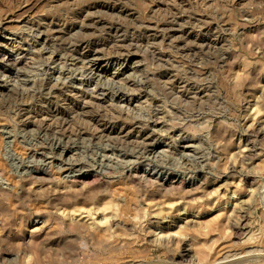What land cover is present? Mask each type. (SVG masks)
Segmentation results:
<instances>
[{
    "label": "rangeland",
    "instance_id": "rangeland-1",
    "mask_svg": "<svg viewBox=\"0 0 264 264\" xmlns=\"http://www.w3.org/2000/svg\"><path fill=\"white\" fill-rule=\"evenodd\" d=\"M83 1L0 0V33L12 38L18 63L11 72L0 66V77L26 83L20 98L0 81V264H264V0H211L210 6L122 0L133 17L96 16L124 30L125 43L137 46L125 57L141 66L114 75L107 61L116 41L99 26L89 31V42L112 46L94 53L107 66L98 78L65 52L80 34L59 41L43 28L69 22L71 10L98 0ZM169 14L181 16L178 29L188 25L186 37L143 36L144 27L153 29ZM207 23L212 36L208 47L200 46L197 34ZM63 75L86 84L89 78L107 97L122 90L130 114L161 136L158 150L150 154L123 139L93 135L96 113L103 114L97 124L136 119L95 106L77 117L68 85L52 89L46 82ZM37 115L40 124H31ZM83 171L90 175L77 179ZM164 175L178 180L164 181Z\"/></svg>",
    "mask_w": 264,
    "mask_h": 264
},
{
    "label": "bare ground",
    "instance_id": "bare-ground-1",
    "mask_svg": "<svg viewBox=\"0 0 264 264\" xmlns=\"http://www.w3.org/2000/svg\"><path fill=\"white\" fill-rule=\"evenodd\" d=\"M62 1V0H61ZM74 2H75V0H73ZM82 1V0H81ZM85 1V0H84ZM83 1V2H84ZM142 1H144V0H142ZM154 1V0H153ZM175 1V0H174ZM177 1V0H176ZM180 1V0H179ZM178 1V2H179ZM182 1V0H181ZM192 1H195V2H197V3H200V4H204L205 3V5H206V3H210V4H208L209 6L210 5H212V3H211V0H192ZM214 1H217V0H214ZM226 1V0H225ZM245 2V0H232V2L230 3V4H235V5H238L239 3H242V2ZM251 1V0H250ZM64 2V1H63ZM66 2V1H65ZM65 2H64V5H65ZM70 3H71V1H69ZM86 2V1H85ZM145 2V1H144ZM143 2V3H144ZM147 2H149V1H147ZM150 2H151V0H150ZM163 2V1H162ZM184 2H186V1H184ZM247 2V1H246ZM54 3V2H53ZM60 3V2H59ZM69 3V4H70ZM128 3H129V1H128ZM151 3H154V2H151ZM161 3V2H160ZM164 3H165V1H164ZM170 3H172L171 1H170ZM252 3V2H251ZM81 4H82V2H81ZM175 4V3H174ZM183 3L181 2V5H182ZM192 4V3H191ZM199 4V5H200ZM74 5H76V7H77V5L78 4H74ZM74 5H72V6H74ZM148 5H149V3H148ZM163 5V4H162ZM180 5V6H181ZM184 5V4H183ZM234 5V6H235ZM70 6V5H69ZM72 6H70V7H72ZM154 6V5H153ZM159 6H160V4L159 3H156L155 4V7H156V9H158L159 8ZM171 6V5H170ZM177 6V5H176ZM193 6V5H192ZM197 6H198V4H197ZM202 6V5H201ZM214 6H216L217 7V5H213V8H214ZM222 6V5H221ZM220 6V7H221ZM230 6V5H229ZM178 7V6H177ZM212 7V6H211ZM215 7V8H216ZM223 7V6H222ZM66 8V7H65ZM162 8V7H161ZM171 8V7H170ZM175 8V7H174ZM173 8V10H175ZM192 8H194V6L192 7ZM191 8V9H192ZM199 9H200V7H198ZM203 8V7H202ZM155 8H153V10H154ZM163 9V8H162ZM161 9V10H162ZM183 9L185 10H187V12H189L188 11V9L187 8H184L183 7ZM182 9V10H183ZM164 10H166V9H164ZM179 10H181L180 8H179ZM69 11V10H68ZM166 11H169V10H166ZM194 11H197V10H194ZM58 12V11H57ZM70 12V11H69ZM97 12H103V13H105V14H112V15H114V17H118V20H119V18H123V17H126V19L127 18H130V17H133L136 13H135V11H131V9H129L127 6H126V4H125V2L124 1H122V0H113V1H109V0H102V1H90V2H86V3H84V5H82V6H79V7H77L75 10H71V18H69V22H67V21H63V20H60V21H56V22H54V23H48L47 25H45L44 24V29H45V31L46 32H48L51 36H53V38L54 39H56V40H61V39H63L64 37H69V36H71V37H73L74 35H77V34H80L81 36H82V38L81 39H79V40H77V41H74V42H71V43H69L68 44V46L67 45H65V46H67L66 48L64 47V49H65V52H67L69 55H72V56H75V57H71L70 58V60L76 65L77 63H83V65L85 66V67H83L86 71H88V72H90V74H92L94 77H96V78H98V77H104V75H105V73H107V66H108V64L110 65V69H115L114 70V72H113V74L115 75V74H119L120 73V69L121 68H129L130 70H133L134 71V69H136V68H138V67H140L141 66V62L139 63V62H132V63H130L129 62V59H128V56L127 57H125V54L124 53H129V54H132L134 51H132L133 49L135 50V49H137V48H135V47H137V46H135L134 47V42H131V44L128 42V41H126L127 42V44L125 43V41H124V38L126 37V35L124 34V30L121 28V27H119L118 25H116V24H114V23H109V22H107V21H103L101 18H99L98 16H96L97 14ZM141 12V11H140ZM156 12V11H155ZM171 12V11H170ZM175 12H177V10L175 11ZM179 12V11H178ZM182 12V11H181ZM184 12H186V11H184ZM152 13H154V12H152ZM164 13H165V11H164ZM180 13V12H179ZM202 13V12H201ZM200 13V14H201ZM220 13V12H219ZM63 14V13H62ZM98 14H100V13H98ZM141 14V13H140ZM161 14V13H160ZM204 14V13H203ZM211 14H213L212 12H211ZM215 14V13H214ZM142 15V14H141ZM150 15H152V14H150ZM157 15V14H156ZM168 15V14H167ZM170 16H169V20L168 21H166V20H164V22H163V19H162V22L163 23H159V24H157V25H154V28L152 29L151 28V26L149 27H144L143 28V36H145L146 38H155V37H157V36H160V35H166V36H175V35H177L178 34V36L177 37H183V36H185L184 34H189V32H188V30H187V28H186V26H188V25H186V26H183L184 25V23L182 24V26H180V29H178L177 27L179 26V24H181L182 22H179L180 20H181V16H179L178 15V17L176 16V14H169ZM187 15V14H186ZM185 15V16H186ZM195 15V14H194ZM199 15V14H198ZM215 16V15H214ZM213 16V17H214ZM223 16V15H222ZM60 17V16H59ZM61 17H62V15H61ZM66 17V16H65ZM103 17H105V16H103ZM108 17V16H107ZM113 17V18H114ZM150 17V16H149ZM152 17V16H151ZM160 17V16H159ZM158 17V18H159ZM204 17V16H203ZM212 17V16H211ZM217 17H219V15H217ZM220 17H221V15H220ZM64 18V17H63ZM111 18V17H110ZM142 18V17H141ZM185 18V17H184ZM183 18V19H184ZM188 18V17H187ZM193 18H194V16H193ZM46 19V18H45ZM131 19H133V18H131ZM143 19V18H142ZM160 19H161V17H160ZM166 19V18H165ZM200 19H202L201 17L199 18V19H197V18H195V20H197L198 22H201V21H199ZM218 19V18H217ZM48 20H49V18H48ZM185 20V19H184ZM187 20V19H186ZM206 20H207V17H206ZM215 20V19H214ZM42 21V20H41ZM158 21V20H157ZM192 21H194V20H192ZM196 21V22H197ZM210 21V20H209ZM44 22V21H43ZM48 22V21H47ZM113 22V21H112ZM178 22H179V24H178ZM188 22V21H187ZM191 22V21H190ZM196 22H195V24H196ZM149 23V22H148ZM185 23H186V21H185ZM203 23V22H202ZM27 24V23H26ZM119 24V23H118ZM188 24V23H187ZM189 24H191V23H189ZM192 24H194V23H192ZM194 24V25H195ZM227 24V23H226ZM31 25V24H30ZM33 25V24H32ZM144 25V24H143ZM147 25V24H146ZM169 25V27H167ZM177 26V27H175V28H177V29H172V28H170L171 26ZM194 25H191V27L193 26L194 27ZM196 25H198V23L196 24ZM195 25V26H196ZM204 25V24H203ZM216 25H217V22H216ZM103 27L104 28V31H106L107 33H108V37H111L112 39H114V41H116L115 43L114 42H112L111 40V43H113L114 44V46H115V49H114V51H112L111 53H112V55L113 56H111L109 59H108V61H107V66H100V60H102V58L101 57H99V56H94V53H104V50H105V47H103V46H100L99 44H92L91 42H89V31H96L97 30V27ZM120 26H122V25H120ZM199 26H200V23H199ZM201 26H202V24H201ZM215 26V25H214ZM228 26H229V24H228ZM32 27V26H31ZM190 27V28H191ZM192 27V28H193ZM32 28H34V27H32ZM198 28V27H197ZM200 28V27H199ZM229 28V27H228ZM96 29V30H95ZM133 29V28H132ZM136 29H138V28H136ZM203 29H204V32H203V34H202V36L200 35V34H197V35H199L200 37L198 38V41H199V44L198 45H200V46H204V45H206L205 44V41L206 40H208L209 39V36L211 35V32H212V30H213V28H212V25L211 24H209V23H207L206 25H204V27H203ZM36 30V29H35ZM41 30H43V29H41ZM142 30V29H141ZM195 30V29H194ZM198 30V29H197ZM223 30H226V29H223ZM133 31V30H132ZM202 30H200V32H201ZM227 31H228V29H227ZM41 33H42V31H40ZM92 32H90V33H92ZM99 32V31H98ZM220 32V31H219ZM45 33V32H44ZM202 33V32H201ZM217 33V32H216ZM224 33V32H223ZM222 33V34H223ZM130 34V33H129ZM136 34V33H135ZM134 34V35H135ZM191 34V33H190ZM195 34V33H194ZM193 34V35H194ZM212 34H214V33H212ZM221 34V33H220ZM8 35V34H7ZM7 35H4V34H2V33H0V40H4L3 42H0V51H1V49H3V53H2V55H0V66H2L6 71H9V72H11V71H13V70H17V66H18V63H17V60L16 59H14V54H13V52H14V49H13V47H12V38L10 37V36H7ZM37 35V34H36ZM40 35V34H39ZM132 35V34H131ZM50 36V37H51ZM125 36V37H124ZM130 36V35H129ZM128 36V37H129ZM137 36V35H136ZM192 36V35H191ZM212 36V35H211ZM221 36V35H220ZM40 37H42V36H40ZM138 37V36H137ZM141 37V36H140ZM176 37V36H175ZM175 37H173V38H175ZM186 37V36H185ZM195 37V36H194ZM193 37V38H194ZM219 37V36H218ZM39 38V37H38ZM52 38V37H51ZM102 38V37H101ZM104 38V37H103ZM111 38H109V39H111ZM166 38V37H165ZM192 38V37H191ZM136 39V38H135ZM161 38H159L158 40H160ZM168 40H170L169 38H167ZM104 40V39H103ZM131 40H132V38H131ZM152 40V39H151ZM151 40H149V41H151ZM154 40V39H153ZM158 40H156V41H158ZM186 40V39H185ZM185 40H184V43H185ZM187 40H189L188 38H187ZM221 40V39H220ZM14 41V40H13ZM99 41V40H98ZM136 41V40H135ZM193 41V40H192ZM211 41H212V39H211ZM102 42V41H101ZM100 42V43H101ZM106 42H108V41H106ZM105 42V43H106ZM142 42V41H141ZM146 42V41H145ZM176 42V41H175ZM179 42V41H178ZM208 42V41H207ZM206 42V43H207ZM219 42V41H218ZM99 43V42H98ZM110 43V44H111ZM120 43V44H119ZM129 43V44H128ZM140 43V42H139ZM143 43V42H142ZM147 43V42H146ZM174 43V42H173ZM194 43H195V41H194ZM145 44V43H144ZM149 44V43H148ZM211 45H212V43H210ZM220 44V43H219ZM49 45V44H48ZM137 45H139V44H137ZM141 45H143V44H141ZM140 45V46H141ZM168 45V44H167ZM180 45V44H179ZM197 45V46H198ZM208 45V44H207ZM206 45V46H207ZM109 46H112V45H109ZM108 46V47H109ZM145 46H146V44H145ZM149 46V45H148ZM199 46V47H200ZM107 47V48H108ZM147 47V46H146ZM179 47V46H178ZM183 47H184V45H183ZM191 47H192V45H191ZM208 47V46H207ZM209 47H210V45H209ZM107 48H106V50H107ZM110 48V47H109ZM139 48V47H138ZM140 48H142V47H140ZM143 48H145V47H143ZM148 48V47H147ZM174 48V47H173ZM196 48V47H195ZM64 49H63V51H64ZM113 49V48H112ZM157 49V48H156ZM207 49V48H206ZM60 50V49H59ZM105 50V51H106ZM149 50V49H148ZM151 50V49H150ZM110 51V50H109ZM136 51V50H135ZM146 51V50H145ZM195 51V50H194ZM132 52V53H131ZM20 53V52H19ZM66 53V54H67ZM93 53V56H91V57H89L90 56V54H92ZM107 53V52H106ZM215 53V52H214ZM1 54V53H0ZM148 54V53H147ZM184 55V54H183ZM156 56V55H155ZM157 59V58H156ZM69 60V61H70ZM80 65V64H79ZM114 65H118V67L117 68H113L114 67ZM164 66V65H163ZM20 69V68H19ZM133 71H131V72H133ZM163 71V70H162ZM4 73V72H3ZM173 73V72H172ZM130 74V73H129ZM133 74V73H132ZM144 74V73H143ZM167 74H169V73H167ZM5 75H6V73H5ZM65 75H63V76H56V77H49V78H47L46 79V82L49 84V86H51V88L53 89L54 87H60V88H65V89H67V85H68V88H69V90L71 91L70 92V94L71 93H73L74 95H76V98H75V100H71L72 102H69V103H71L73 106H74V108H76L77 109V111H76V116L77 117H80V118H82V119H84V117L86 116V114H88V112H90L91 110L89 109L90 107H92L93 108V106H95L96 107V109L95 110H102V109H105V108H107V109H109L108 111H113V112H115L116 111V113L121 117V116H124L126 119L127 118H131L132 120H133V118H135V117H133L131 114H130V110L132 109V108H129V102H128V100L126 101L125 99H124V97H125V93L122 91V90H120L119 88H116L113 92L111 91V96L110 97H107L108 96V94H107V92H106V90H102L101 88L99 89L97 86H93V87H90V83H89V78H88V83L86 84V83H84L83 81H80V80H76L75 78H71V77H69V76H67V77H64ZM162 76V75H161ZM139 77V76H138ZM148 77H149V75H148ZM166 77H168V76H166ZM175 77V76H174ZM155 78H157L156 77V75H155ZM171 78V77H170ZM177 78V77H176ZM182 78V77H181ZM7 79V78H6ZM10 79V78H9ZM75 79V80H74ZM79 79V78H78ZM87 79V78H86ZM166 79H168V78H166ZM141 80V79H140ZM144 80V79H143ZM157 80V79H156ZM174 80H175V78H174ZM0 81L2 82V85H4L7 89L8 88H12V89H14L15 91H16V93H17V95H19L20 96V98H25L26 97V95L24 94L25 93V88H24V86L26 85V83L25 82H20V80L19 81H17V80H13V82L12 83H10V82H8V81H5V80H3L1 77H0ZM26 81V80H25ZM138 81V80H137ZM144 81H146V80H144ZM172 81V80H171ZM34 82V81H33ZM41 82V81H40ZM158 82H159V80H158ZM175 82H177V84H182L183 83V81L182 80H177V81H175ZM161 83V82H160ZM171 83V82H170ZM92 84V83H91ZM94 84H95V82H94ZM137 84V83H136ZM143 84V83H142ZM145 84V83H144ZM177 84H175V85H177ZM39 85H41V84H39ZM165 86L164 87H166V85L167 84H164ZM28 86V85H27ZM146 86V85H145ZM187 86V85H186ZM189 86H190V84H189ZM197 86V85H196ZM199 86V85H198ZM118 87V86H117ZM120 87V86H119ZM121 87H124V86H121ZM120 87V88H121ZM142 87V86H141ZM150 87V86H149ZM185 87V86H184ZM183 87V88H184ZM170 88H172V87H170ZM181 88V87H180ZM163 89V91H164V88H162ZM194 89V88H193ZM56 90V89H55ZM113 90V89H112ZM166 90V89H165ZM169 90V89H168ZM175 90H177V88L175 89ZM186 90H189V88L188 89H186ZM47 91V90H46ZM63 91V90H62ZM61 91V92H62ZM65 92L67 91V90H64ZM126 91V90H125ZM165 92H167V91H165ZM171 92H174L173 90H171ZM182 92V91H181ZM184 92V91H183ZM194 92V91H193ZM13 93V92H12ZM29 93H30V91H29ZM32 93V92H31ZM49 93V92H48ZM67 93H68V91H67ZM66 93V94H67ZM176 93H177V91H176ZM176 93H174V94H176ZM54 94V93H53ZM69 94V95H70ZM167 94V93H166ZM203 94V93H202ZM57 95V94H56ZM201 95V94H200ZM62 96V95H61ZM67 96H68V94H67ZM178 96V95H177ZM176 96V97H177ZM180 96H181V94H180ZM179 96V97H180ZM183 96V95H182ZM185 96H186V94H185ZM166 97V96H165ZM179 97H178V99H179ZM197 97V96H196ZM11 98H12V96H11ZM70 98V97H69ZM170 98V97H169ZM181 98V97H180ZM187 98V97H186ZM193 98H195V95H193ZM198 98V97H197ZM197 98H195V99H197ZM72 99V98H71ZM182 99H185L184 97L182 98ZM181 99V100H182ZM189 99V98H188ZM199 100H201L200 98H198ZM63 101L64 100H66V99H62ZM172 100V99H171ZM176 100V99H175ZM187 100V99H186ZM26 101V100H25ZM70 101V100H69ZM66 102V101H65ZM160 102V101H159ZM183 102H186L185 100L183 101ZM23 103V102H22ZM119 103H121V104H119ZM156 103V102H155ZM63 104V103H62ZM65 104V103H64ZM70 104V105H71ZM68 105V104H67ZM24 106V105H23ZM35 106V105H34ZM66 106V105H65ZM18 107V106H17ZM25 107V106H24ZM31 107V106H30ZM94 107V108H95ZM22 108V107H21ZM26 108V107H25ZM73 108V107H72ZM56 109V108H55ZM19 110V109H18ZM38 110V109H37ZM75 110V109H74ZM90 110V111H89ZM26 110H21L20 112H19V117H23L24 115H26V113H27V111L25 112ZM105 111V110H104ZM104 111H103V113H104ZM72 112V111H71ZM101 112V111H100ZM112 112V113H113ZM16 113V112H15ZM38 113V112H37ZM96 113V112H95ZM32 114V113H31ZM75 114V113H74ZM74 114H73V116H74ZM94 114V113H93ZM92 114V115H93ZM106 114V113H105ZM111 114V113H110ZM116 114V115H117ZM92 115H91V117H92ZM101 115H103L102 113H101ZM101 115H99V113H96L95 114V116L93 117V119H92V121H94L95 122V125H94V127H92L94 130H93V135H95L96 137H99V138H102V137H109V136H111V137H115V138H119V139H123L125 142H128V143H131V144H135V147L137 146V147H142V148H147L148 149V153H154V152H156L157 150H158V148L160 147V145L162 144V142H161V136L160 135H158L157 134V132L153 129V127H150L148 124L147 125H145V123H143L140 119H137V117L135 118L136 120H134V122H133V124L132 125H126V124H123V123H120V122H118V123H116V122H111V121H108V122H103V123H101V124H97L96 122V118L97 117H99V116H101ZM115 115V114H114ZM38 116H40V115H37L36 116V119L34 120L33 119V121L31 122L30 121V123L32 124L33 122H38L39 123V120L37 119V117ZM105 116V115H104ZM110 116V115H109ZM107 117V116H106ZM111 117V116H110ZM110 117H107V118H110ZM39 118V117H38ZM40 118H42V117H40ZM52 118V117H51ZM86 118V117H85ZM22 119V118H21ZM32 119V118H31ZM43 119V118H42ZM41 119V120H42ZM88 119V118H87ZM111 119H113V118H111ZM110 119V120H111ZM86 120V119H85ZM88 120H90V119H88ZM98 120V119H97ZM109 120V119H108ZM102 121V120H101ZM100 121V122H101ZM106 121V120H105ZM59 122H61V121H59ZM90 122V121H89ZM55 123V122H54ZM84 123V122H83ZM92 123V122H91ZM25 125H26V127L27 126H29L27 123H24ZM40 124V123H39ZM38 124V125H39ZM43 124V123H42ZM57 124V123H56ZM62 124V123H61ZM65 124V123H64ZM70 125V124H69ZM88 125V124H87ZM92 125V124H91ZM152 125V124H151ZM41 126V125H40ZM49 127H51V126H49ZM66 128V127H65ZM61 129V128H60ZM67 129V128H66ZM80 129V128H79ZM83 130V129H82ZM81 130V131H82ZM90 130H91V128H90ZM56 131V130H55ZM57 132V131H56ZM81 133V132H80ZM79 133V134H80ZM72 136V135H71ZM110 137V138H111ZM29 142V141H28ZM54 143V145H55V147L57 148L58 146H59V143L57 142V141H54L53 142ZM34 144V143H33ZM57 145V146H56ZM65 146V145H64ZM66 149V148H65ZM74 149V148H73ZM68 150H69V148H68ZM67 150V151H68ZM63 152H66L65 150H63ZM44 153V152H43ZM43 153L42 152H39V154L38 155H40V157L43 155ZM249 153H251L250 151H249ZM124 154V153H123ZM126 155V154H125ZM129 155V154H128ZM246 155V154H245ZM248 156V155H247ZM250 156V155H249ZM121 157H122V155H121ZM129 157V156H128ZM135 157V156H134ZM241 158V157H240ZM245 158H246V156H245ZM154 168V167H153ZM3 172H5V170L3 169L2 170ZM1 171V172H2ZM159 171V170H158ZM84 172V171H83ZM81 173V174H77V176H76V178L77 179H79V180H83V179H85V178H87L89 175H90V172L88 173V171L87 172H84V173ZM33 173H41V171H34ZM144 173V172H143ZM160 173V172H159ZM162 173V172H161ZM146 174V173H145ZM37 175V174H36ZM159 175V174H158ZM142 176V175H141ZM163 179H164V181H168V180H170V179H172L173 177H168L167 175H164V176H161ZM250 178V177H249ZM178 180V178L176 179V178H173L172 179V181H177ZM180 180V179H179ZM182 180V179H181ZM247 181V180H246ZM176 184V183H175ZM174 184V185H175ZM181 185H182V181H181ZM164 186V185H163ZM169 186V185H168ZM264 188V187H263ZM262 188V189H263ZM262 191H264V190H262ZM261 191V192H262ZM261 194H264L263 192L261 193ZM245 210V209H244ZM243 210V211H244ZM242 211V212H243ZM240 212V211H239ZM89 213H92V212H90L89 211ZM94 215V214H93ZM246 216V215H245ZM152 217V216H151ZM103 218V217H102ZM108 218V217H107ZM98 219V218H97ZM111 219V218H110ZM75 220V219H74ZM104 220H106V219H104ZM115 220V219H114ZM162 220V219H161ZM82 221V220H81ZM85 222V221H84ZM163 222V221H162ZM153 223V222H152ZM159 224V223H158ZM242 224V223H241ZM94 225V224H93ZM92 226V225H91ZM244 226V225H243ZM242 226V227H243ZM94 228V227H93ZM236 233H238V231L236 232ZM239 234V233H238ZM246 248H248V247H246ZM184 250V249H183ZM184 252V251H183ZM182 256H184V255H182ZM186 256H187V253H186ZM188 257V256H187ZM184 259H188V258H184ZM180 260V259H179ZM182 260V259H181ZM190 260V259H189ZM178 261V260H177ZM177 261H174V262H177ZM183 261V260H182ZM185 261V260H184ZM183 263V262H182ZM173 264H175V263H173ZM178 264V263H177ZM189 264V263H188ZM198 264V263H197ZM235 264V263H234Z\"/></svg>",
    "mask_w": 264,
    "mask_h": 264
}]
</instances>
